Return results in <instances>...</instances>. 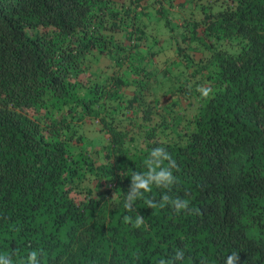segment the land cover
Listing matches in <instances>:
<instances>
[{
  "label": "trees",
  "instance_id": "trees-1",
  "mask_svg": "<svg viewBox=\"0 0 264 264\" xmlns=\"http://www.w3.org/2000/svg\"><path fill=\"white\" fill-rule=\"evenodd\" d=\"M145 2L0 0V254L13 264L32 251L40 264H158L178 249L176 264H225L233 252L237 264H264V0L201 7L200 20L185 26L183 40L207 46L214 71L212 94L201 97L182 142L156 137L168 120L151 122L145 72L123 95L127 82L115 71L97 78L87 58L96 52L120 68L126 50L109 32L121 23L126 39L141 40ZM50 98L58 114L42 109ZM84 117L98 119L107 143L72 154L70 123ZM135 135L142 146L131 153L125 143ZM155 147L175 160L178 183L153 186L127 211L131 174L146 171ZM78 164L85 188L73 178ZM164 194L188 200L189 210L147 207ZM137 213L140 228L124 222Z\"/></svg>",
  "mask_w": 264,
  "mask_h": 264
},
{
  "label": "rangeland",
  "instance_id": "rangeland-1",
  "mask_svg": "<svg viewBox=\"0 0 264 264\" xmlns=\"http://www.w3.org/2000/svg\"><path fill=\"white\" fill-rule=\"evenodd\" d=\"M223 2L224 0H147L145 12L142 11L138 15V24L144 33L141 40L136 37L131 40L126 39L127 29L120 22L118 30L109 32L110 37L126 50L120 68L96 52L87 55L91 69L101 76L97 78L102 79L115 71L123 82H127L120 89L123 95L132 92L136 76H140L136 73L145 72L148 75L150 86L143 93L142 103L155 104L157 114L151 122L162 116L168 120L167 129L161 131V128H157L155 131L159 140L182 142L183 132L192 128V120L203 102L198 89L213 87L212 82L209 81V76L214 71L210 63L209 48L189 42L186 38L183 40V36L186 37L185 26L200 20L201 7L214 11L222 7ZM158 8H163V13L159 12ZM157 12L166 16V23L156 14ZM129 68L131 70H128ZM75 93L79 94V92ZM121 100V104H124V97ZM58 106L59 101L50 98L45 100L42 109L56 110L58 114L60 112ZM137 122L141 123L140 120ZM70 124L76 129L74 138L69 144L72 154L78 151L91 154L94 149H100L107 143L106 133L101 131L98 119L88 117L77 121L72 119ZM141 146L142 140L137 135L133 136L131 143H125V147L131 153L138 152ZM98 161L100 162L101 159L99 158ZM83 172L84 168L78 164L73 178L79 183L80 188L89 186L88 180L81 179Z\"/></svg>",
  "mask_w": 264,
  "mask_h": 264
},
{
  "label": "clouds",
  "instance_id": "clouds-1",
  "mask_svg": "<svg viewBox=\"0 0 264 264\" xmlns=\"http://www.w3.org/2000/svg\"><path fill=\"white\" fill-rule=\"evenodd\" d=\"M198 91L202 98H208L212 94V89L209 87L199 88ZM144 164L146 171L143 173L133 172L131 174V184L124 201V208L130 212L134 210V202L144 198V194L151 192L153 186L171 191L173 185L178 183L177 177L173 175V169L177 168L176 162L164 147L153 148L145 159ZM145 202L149 209H162L170 206L176 213L189 210L188 200L179 197L172 198L168 194L162 195L159 202L153 199H147ZM123 220L134 228H140L144 223V218L138 213L134 219L126 215ZM37 257L38 252L32 251L28 254L23 264H40ZM183 259L184 251L178 249L170 259H159L158 264H176L177 261H182ZM238 260V254L233 252L227 256L225 264H237ZM0 264H13V261L8 254H0ZM201 264H204L203 260Z\"/></svg>",
  "mask_w": 264,
  "mask_h": 264
}]
</instances>
